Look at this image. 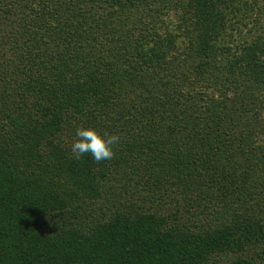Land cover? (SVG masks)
<instances>
[{
    "label": "trees",
    "instance_id": "1",
    "mask_svg": "<svg viewBox=\"0 0 264 264\" xmlns=\"http://www.w3.org/2000/svg\"><path fill=\"white\" fill-rule=\"evenodd\" d=\"M8 1L0 264H264V26L251 0ZM80 127L118 135L114 158L76 160Z\"/></svg>",
    "mask_w": 264,
    "mask_h": 264
},
{
    "label": "clouds",
    "instance_id": "2",
    "mask_svg": "<svg viewBox=\"0 0 264 264\" xmlns=\"http://www.w3.org/2000/svg\"><path fill=\"white\" fill-rule=\"evenodd\" d=\"M76 137L71 145V152L76 160L90 154L96 163L114 158V146L119 144L118 135L104 134L102 137L94 129L80 127L76 130Z\"/></svg>",
    "mask_w": 264,
    "mask_h": 264
},
{
    "label": "rangeland",
    "instance_id": "3",
    "mask_svg": "<svg viewBox=\"0 0 264 264\" xmlns=\"http://www.w3.org/2000/svg\"><path fill=\"white\" fill-rule=\"evenodd\" d=\"M1 2L3 3V7H5V6H8V5H10L9 4V1L8 0H1L0 1V4H1ZM243 2V1H242ZM243 4L244 5H246V9H245V11L246 10H249L250 9V7H253V10H255V12H256V16L258 15V12L259 11H261L262 12V15L260 16V21H258V26H264V8H261V7H259V9L258 10H256L257 9V7L259 6V4L258 3H254V1L253 0H251V1H246V2H243ZM2 6H0V12L2 13V16H4L6 13H5V10H2L1 9V7ZM150 9H153V10H156V8H150ZM148 10L146 13H147V24L146 25H148L149 23H152L153 24V27L152 26H149V28H150V30L152 29V28H154V27H156L155 25H158V24H160L161 23V21L160 20H157V18L159 17V16H157L156 14H154L153 13V11L152 10ZM165 13L166 14H164L161 18L163 19H165V21L166 20H170V23H169V25H171L172 26V29H173V31H176L177 32V30H179V25H181L182 24V21H179V22H177V24H176V17H175V12H171V11H165ZM176 14H178V19H180V17H182L183 16V13H182V11L181 10H178V13H176ZM238 14V16H240V13H237ZM247 18V15L245 14V16L243 17V18ZM246 18H245V20H246ZM157 20V21H156ZM120 22H121V20H119ZM163 21V20H162ZM144 23V22H143ZM176 24V25H175ZM256 26V25H255ZM248 27V26H247ZM251 29H253V30H255L256 28H251ZM234 32V35H236L237 36V31L236 30H234L233 31ZM244 32V31H243ZM263 103H264V100H263ZM263 109L261 108V112H262V114H263ZM261 116V115H260ZM262 118H264L263 116H262ZM90 209H91V207H88V206H85V209H84V213L85 214H89L90 212H91V214L90 215H93L94 213H93V211H90Z\"/></svg>",
    "mask_w": 264,
    "mask_h": 264
}]
</instances>
